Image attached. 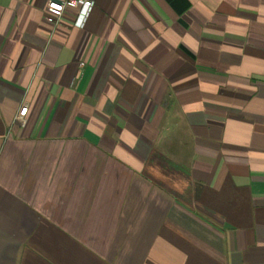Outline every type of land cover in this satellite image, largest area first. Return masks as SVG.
Segmentation results:
<instances>
[{"label":"crops","instance_id":"0c3cea01","mask_svg":"<svg viewBox=\"0 0 264 264\" xmlns=\"http://www.w3.org/2000/svg\"><path fill=\"white\" fill-rule=\"evenodd\" d=\"M0 0V264H264V0Z\"/></svg>","mask_w":264,"mask_h":264},{"label":"built area","instance_id":"2783aa9c","mask_svg":"<svg viewBox=\"0 0 264 264\" xmlns=\"http://www.w3.org/2000/svg\"><path fill=\"white\" fill-rule=\"evenodd\" d=\"M55 2V4L47 3L45 5L46 21L56 25L61 21L66 11L76 10L73 23L80 27L85 22L94 3L93 0H55Z\"/></svg>","mask_w":264,"mask_h":264}]
</instances>
